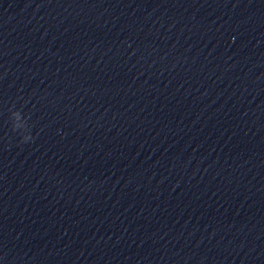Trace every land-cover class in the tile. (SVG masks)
Segmentation results:
<instances>
[{
	"label": "water",
	"instance_id": "95a60500",
	"mask_svg": "<svg viewBox=\"0 0 264 264\" xmlns=\"http://www.w3.org/2000/svg\"><path fill=\"white\" fill-rule=\"evenodd\" d=\"M0 264H264V0H0Z\"/></svg>",
	"mask_w": 264,
	"mask_h": 264
},
{
	"label": "clouds",
	"instance_id": "9594fccd",
	"mask_svg": "<svg viewBox=\"0 0 264 264\" xmlns=\"http://www.w3.org/2000/svg\"><path fill=\"white\" fill-rule=\"evenodd\" d=\"M33 139V137L32 136H30L28 139H26V140H24V141H22V142H29V141H31Z\"/></svg>",
	"mask_w": 264,
	"mask_h": 264
}]
</instances>
